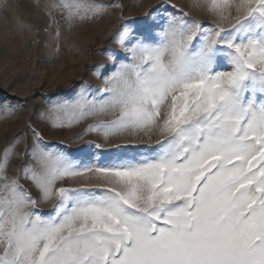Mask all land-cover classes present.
I'll return each instance as SVG.
<instances>
[{
  "label": "snow or ice",
  "instance_id": "6c2138e0",
  "mask_svg": "<svg viewBox=\"0 0 264 264\" xmlns=\"http://www.w3.org/2000/svg\"><path fill=\"white\" fill-rule=\"evenodd\" d=\"M196 5H207L214 26L161 4L117 34L124 51L108 53L106 95L90 98L85 86L75 102L40 117L62 129L111 115L87 131L155 135L154 150L94 165L87 149L60 150L29 124L24 155L35 166L25 163L20 179L38 197L6 175L24 137L4 150L0 264H264V0ZM53 7L71 21L122 6ZM78 177L99 186H57ZM54 199L51 213L36 211Z\"/></svg>",
  "mask_w": 264,
  "mask_h": 264
},
{
  "label": "rangeland",
  "instance_id": "374dc122",
  "mask_svg": "<svg viewBox=\"0 0 264 264\" xmlns=\"http://www.w3.org/2000/svg\"><path fill=\"white\" fill-rule=\"evenodd\" d=\"M90 2L122 7L108 8L104 14L85 20L69 21L62 10L53 7L60 0H0V102L6 110H0V160L4 150L18 136H23L10 158L6 175L9 179H19L34 197L39 192L32 181L20 179L24 164L34 165L24 155L33 141L29 124L43 135L47 144L56 145L60 150L79 154L87 149L92 157L90 163L94 165H103L109 154L138 156L156 148L157 137L154 135L149 140L147 133L128 132L105 138L87 131L90 125L112 120L111 115L88 117L62 129H55L40 118L54 105L75 102L85 86L90 98L106 95V78L113 67L108 53L124 51L116 38L125 24L146 19L165 3L174 6L169 11L186 13L187 20L213 26L216 23L207 5L197 6L196 0ZM67 118L61 114V119ZM82 135V140L72 143ZM57 186L95 188L99 185L95 178L78 177L61 181ZM57 202L54 199L42 203L36 211L46 216Z\"/></svg>",
  "mask_w": 264,
  "mask_h": 264
}]
</instances>
